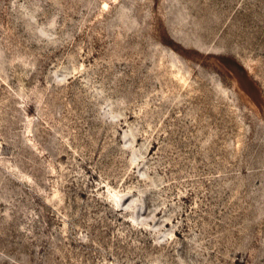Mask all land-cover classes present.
<instances>
[{
  "label": "rangeland",
  "instance_id": "374dc122",
  "mask_svg": "<svg viewBox=\"0 0 264 264\" xmlns=\"http://www.w3.org/2000/svg\"><path fill=\"white\" fill-rule=\"evenodd\" d=\"M0 264H264V0H0Z\"/></svg>",
  "mask_w": 264,
  "mask_h": 264
}]
</instances>
